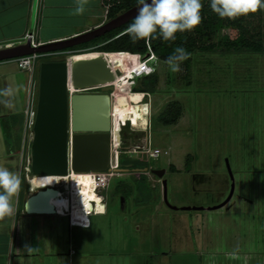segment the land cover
I'll list each match as a JSON object with an SVG mask.
<instances>
[{
  "label": "rangeland",
  "instance_id": "rangeland-1",
  "mask_svg": "<svg viewBox=\"0 0 264 264\" xmlns=\"http://www.w3.org/2000/svg\"><path fill=\"white\" fill-rule=\"evenodd\" d=\"M100 6L103 20L102 0ZM44 19L41 28H55ZM247 21L253 31L264 33V10L248 15ZM220 37L217 30L213 38ZM114 70L115 76L119 71ZM155 73L158 81L150 95L138 94L133 101L147 106L149 145L163 152L156 158L141 150L123 152L121 167L166 168L167 198L176 208L164 201L162 180L155 173H147L142 191L135 180L143 172L121 169L100 191L114 198L110 211L90 214L92 226L81 231L82 246L97 251L92 260L103 264H264V48H198L181 62L179 71L159 59ZM5 77L1 73L0 81ZM143 85L138 79L135 86ZM5 87L14 93L10 108H20L25 101L22 82ZM174 100L183 110L176 123L166 125L159 116ZM7 109L0 107V114ZM126 182L133 190L122 201L113 192ZM233 182L231 198L209 208L227 197Z\"/></svg>",
  "mask_w": 264,
  "mask_h": 264
},
{
  "label": "water",
  "instance_id": "water-1",
  "mask_svg": "<svg viewBox=\"0 0 264 264\" xmlns=\"http://www.w3.org/2000/svg\"><path fill=\"white\" fill-rule=\"evenodd\" d=\"M36 0H33V21ZM135 4L116 16L88 30L62 39L52 40L38 46H31L30 40L11 46L0 47V60L37 52L62 50L76 44L90 41L107 31L119 27L137 13ZM91 60L74 57L71 62L65 59H44L39 64L38 94L36 115L32 129L29 149L31 174L64 176L70 171H105L110 169L111 157V97L112 84H104L98 91H77L69 93L67 86L70 76L75 85L106 83L114 79L102 56ZM98 66L108 72V79H82L83 74L93 73ZM78 78V82L75 80ZM115 129V128H114ZM118 145L123 150L143 149L148 145V129L133 128L130 119L118 122ZM115 131V130H114ZM232 176L231 169L228 165ZM129 171L128 168H121ZM148 167L136 168L142 172ZM163 184V199L171 207L167 198L166 168L152 167ZM68 186V182H67ZM234 182L227 197L209 208L223 206L232 196ZM61 190L48 185L36 188L26 197L24 207L30 213H55L52 198L61 194ZM182 208H202V206H182Z\"/></svg>",
  "mask_w": 264,
  "mask_h": 264
},
{
  "label": "crops",
  "instance_id": "crops-1",
  "mask_svg": "<svg viewBox=\"0 0 264 264\" xmlns=\"http://www.w3.org/2000/svg\"><path fill=\"white\" fill-rule=\"evenodd\" d=\"M44 1L46 6L43 18L51 21L55 28L48 30L41 28L40 25L37 34L42 40L73 36L99 25L102 21L100 0H86L84 12L81 14H74L76 0ZM65 16L70 18L69 22H63L62 17ZM32 17L33 0H0V47L13 44L23 36L26 30L31 29ZM9 63H14V65ZM1 73L6 76L0 81L4 87L15 81L22 82L25 89V101L20 108H8L0 114V128L3 137V143L0 146V166L8 167L15 172L21 181L18 193L11 201L12 215L0 218V264H103L102 260L99 262L92 260L98 254L97 251L92 248L86 250L81 244L84 240L81 231L92 226L91 218L89 226H82L71 224L68 216L60 212L30 213L25 211L26 197L35 189H31L27 176L25 179L22 178L24 174L21 166L22 134L18 149L8 146L1 120L3 116L23 112L27 100L29 74L19 70L14 58L0 60ZM121 198L124 201V197ZM110 199L114 198L105 197V211L92 214H107L110 211ZM26 245L31 246L32 250L28 251L25 248ZM88 255L91 259L86 258Z\"/></svg>",
  "mask_w": 264,
  "mask_h": 264
},
{
  "label": "trees",
  "instance_id": "trees-1",
  "mask_svg": "<svg viewBox=\"0 0 264 264\" xmlns=\"http://www.w3.org/2000/svg\"><path fill=\"white\" fill-rule=\"evenodd\" d=\"M104 3L109 4L107 18L110 19L116 16L121 11L137 4L136 0H103ZM201 21L191 31L185 30L183 33L177 32L176 39L173 41H164L159 37L155 39H139L133 41L130 39L126 32L127 25L133 20L130 19L126 23L119 27L113 28L107 31L105 34L98 36L91 41L83 42L80 44L67 47L66 49H79V50H99L109 52L112 65L118 71L123 70L121 67V56L126 52H145L148 49V43L152 47L153 51L158 57L164 61H167L168 56L173 52L177 45H182L189 55L195 49H213L217 46L223 45L226 48L234 49H248L251 51H262L264 48V33L260 30L253 31L250 22H246L248 15H255L261 10L258 9L255 12H249L236 17H220L212 11L210 7V0H201ZM217 30L221 31V37L218 40H214L213 36ZM188 57L183 60L187 61ZM47 59V57H43ZM38 70V69H37ZM38 77V72L37 75ZM142 87L135 86L136 90L150 91L154 89L155 84L158 81L156 73H151L141 78ZM182 104L178 100L169 102L166 105L163 113L159 118L162 123L170 125L176 123L182 113ZM24 114H12L9 116H3L1 120V126L4 131V136L8 146L15 149L20 147L22 126H23ZM144 160V159H143ZM120 167L124 166L123 159L120 156ZM136 162H141L139 166H144L142 159H138ZM135 162V163H136ZM134 163V164H135ZM138 165V163L136 164ZM147 167V166H146ZM170 169L176 170L173 164H170ZM121 168H126L121 167ZM129 170L136 169L135 167H129ZM147 174H137L135 180L139 185L137 189H144V183L147 181ZM25 179V175L22 176ZM128 183V184H127ZM120 185H116L113 194H119L126 198L131 195L132 186L130 182H126V186L119 188Z\"/></svg>",
  "mask_w": 264,
  "mask_h": 264
},
{
  "label": "built area",
  "instance_id": "built-area-1",
  "mask_svg": "<svg viewBox=\"0 0 264 264\" xmlns=\"http://www.w3.org/2000/svg\"><path fill=\"white\" fill-rule=\"evenodd\" d=\"M103 1V0H102ZM46 4L44 0H36V7H35V20L32 29L26 30L23 36L14 42L13 44H6V46H11L17 43H22L30 40L31 46H38L40 44L52 41V40H42L38 38V27L41 25V20L44 16V8ZM104 19L103 22L108 20L107 13L109 4L104 3ZM100 22L99 24L103 23ZM75 35V34H74ZM148 49L145 52H126L122 56L123 62V70L115 73L114 79L111 81H107L106 83H97V84H83V85H75L73 78L70 76L68 81V92L71 94L77 91H98L100 87L104 84H112L114 89L109 91L111 97V122H112V129H111V157H110V169L105 171H92L93 177L96 181L95 189L100 195V199L103 202L104 209L106 210V202L105 196L100 193L101 190L107 188L110 180L113 176L120 174V155L123 152L129 150H123L118 145V140L116 139L115 132L113 130V117H114V105H115V98H116V85L114 83L120 81L121 83L125 82L126 91H131L133 94H140V95H150L149 91L146 90H136L135 85L138 79L149 75L151 73H155L157 70L158 60L160 59L158 55L153 51L152 47L148 43ZM91 53L95 52L98 55L102 56L109 69L114 73V67L110 60L109 52L106 51H99V50H79V49H62V50H53L47 52H37L34 51L29 54L20 55L14 57L19 70L26 71L29 74V84H28V93H27V100L25 108L23 109L24 120H23V127H22V149H21V166L24 172V175L27 176L31 174V167H30V156H29V149L30 143L32 138V129L34 125L35 115H36V104H37V94H38V77L35 75L36 69L39 68V64L43 59V57H49L53 55L61 54L62 58L69 62L74 58L73 55H77L80 53ZM36 76V77H35ZM123 123L125 120L119 119ZM145 128L148 129V126L145 125ZM148 155L151 158L158 157L163 151L159 147H150L149 139L148 145L143 149H138ZM167 150H164V153H167ZM151 167H148V170L142 171L143 173H149ZM50 176V175H48ZM63 180V179H62ZM62 182V181H60ZM59 188L62 192H68L67 184L59 185L55 184L52 185ZM95 202V201H94ZM100 212L94 209L87 211L88 220L86 222H78L75 221L73 218L72 211L67 208L63 212L64 215L68 216L69 222L73 225H82V226H89L90 225V214Z\"/></svg>",
  "mask_w": 264,
  "mask_h": 264
},
{
  "label": "clouds",
  "instance_id": "clouds-1",
  "mask_svg": "<svg viewBox=\"0 0 264 264\" xmlns=\"http://www.w3.org/2000/svg\"><path fill=\"white\" fill-rule=\"evenodd\" d=\"M138 8L126 32L133 41L155 39L164 41L176 39L177 32L191 31L201 21V0H136ZM86 0H76L74 14L84 12ZM210 7L220 17H236L258 9L264 10V0H210ZM189 53L177 45L168 56L171 71H179L181 62ZM13 89L0 88V107H12ZM20 178L8 167L0 166V218L12 215V199L20 188ZM28 208L25 209V211ZM28 251L31 246H25Z\"/></svg>",
  "mask_w": 264,
  "mask_h": 264
},
{
  "label": "bare ground",
  "instance_id": "bare-ground-1",
  "mask_svg": "<svg viewBox=\"0 0 264 264\" xmlns=\"http://www.w3.org/2000/svg\"><path fill=\"white\" fill-rule=\"evenodd\" d=\"M95 56H98V53L89 52L73 55V57L81 58L87 61L96 58ZM103 70L105 69L102 66H98L97 59V68L95 72L83 74L82 79H108L107 69L105 72ZM75 82H78V78L75 80ZM114 84L116 85V101L113 117L114 132L117 133L116 129L118 127L119 119H130L135 128H145L147 123L145 109L147 106L145 104L136 102L135 100L133 101V98L138 94L121 91L126 90L125 82L121 83L118 81ZM125 102H127V105L122 107L123 103ZM127 111H130V114H127ZM116 139L118 140L117 134ZM28 182L31 189L41 188L48 185H59L60 183L61 185H64L68 182V192H61V194L52 198V202L55 205L56 212L63 214L67 208L71 210L75 221L86 222L88 220L86 212L94 209V207L98 211H103L104 209L100 195L95 189L96 181L93 177L92 171L72 170L68 176L29 174Z\"/></svg>",
  "mask_w": 264,
  "mask_h": 264
},
{
  "label": "flooded vegetation",
  "instance_id": "flooded-vegetation-1",
  "mask_svg": "<svg viewBox=\"0 0 264 264\" xmlns=\"http://www.w3.org/2000/svg\"><path fill=\"white\" fill-rule=\"evenodd\" d=\"M126 113H127V114H130V111H127Z\"/></svg>",
  "mask_w": 264,
  "mask_h": 264
},
{
  "label": "snow or ice",
  "instance_id": "snow-or-ice-1",
  "mask_svg": "<svg viewBox=\"0 0 264 264\" xmlns=\"http://www.w3.org/2000/svg\"><path fill=\"white\" fill-rule=\"evenodd\" d=\"M145 110H147V109H145Z\"/></svg>",
  "mask_w": 264,
  "mask_h": 264
}]
</instances>
